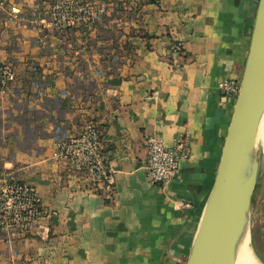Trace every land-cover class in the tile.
I'll use <instances>...</instances> for the list:
<instances>
[{"label":"crops","instance_id":"obj_1","mask_svg":"<svg viewBox=\"0 0 264 264\" xmlns=\"http://www.w3.org/2000/svg\"><path fill=\"white\" fill-rule=\"evenodd\" d=\"M119 1L137 17L118 32L131 31L132 47L90 83L86 75L108 63L90 50L99 45V36L90 38L96 29L76 31L68 46L51 52L41 47L38 24L0 23V62L11 64L19 80L13 93L0 92V168L34 185L53 212L40 225L44 232L11 243L0 234V264L186 262L235 102L219 84L241 77L257 5L107 0L108 14ZM32 7V0H13L9 10L28 15ZM174 41L182 44L180 58L169 53ZM91 115L114 177L110 197L101 188L92 192L83 174L56 155L58 127L74 134ZM153 135L167 145L178 137L189 143L179 176L164 185L145 176Z\"/></svg>","mask_w":264,"mask_h":264},{"label":"built area","instance_id":"obj_2","mask_svg":"<svg viewBox=\"0 0 264 264\" xmlns=\"http://www.w3.org/2000/svg\"><path fill=\"white\" fill-rule=\"evenodd\" d=\"M12 1L0 0V23L13 19L15 22L32 21L38 24L42 33L41 47L51 52H58L60 44L65 48L69 43L68 36L73 32L100 29L110 23L107 0H32L33 7L28 15H21L14 8L9 10ZM252 1L256 5L259 2ZM113 18L130 26L137 17L133 9L125 8L119 1ZM169 53L174 58L182 57L185 53L181 42L174 41ZM103 56H106L107 65L95 68L86 75L87 83L91 82L92 77H105L112 71L110 65L118 56L100 54V57ZM240 78L223 80L219 88L235 100L240 89ZM18 82L13 66L0 62V92L13 93ZM56 134L58 159L67 162L72 170L82 173L90 182L92 192L96 193L101 188L110 197L114 177L107 165L101 131L92 115L74 134L65 133L61 127H58ZM146 150L145 176L152 185H164L176 179L180 173V163L190 153L188 141L178 137L173 144L167 145L161 137L154 135L147 139ZM182 206L189 207V204ZM52 214L34 185L20 181L13 172L0 168V234L5 235L10 243L16 235L31 233L37 228L46 231V227L40 225Z\"/></svg>","mask_w":264,"mask_h":264},{"label":"water","instance_id":"obj_3","mask_svg":"<svg viewBox=\"0 0 264 264\" xmlns=\"http://www.w3.org/2000/svg\"><path fill=\"white\" fill-rule=\"evenodd\" d=\"M263 114L264 0H259L214 184L185 264H235L240 239L246 231L250 236L249 213L259 172L256 136Z\"/></svg>","mask_w":264,"mask_h":264},{"label":"rangeland","instance_id":"obj_4","mask_svg":"<svg viewBox=\"0 0 264 264\" xmlns=\"http://www.w3.org/2000/svg\"><path fill=\"white\" fill-rule=\"evenodd\" d=\"M109 20H113V22L107 24L106 27H102L100 29L97 27L95 28V32L94 29H92L95 36L92 35L90 38L95 39L99 36L100 39L99 45L96 47L89 44V46H91L90 50L104 55L116 54V56L121 57V55H123L128 48L132 47V40L129 37L131 31H127L126 34H119L118 32H123V27H120V23L123 21H114L113 15L111 14H109ZM112 23L119 24V26L114 27L112 26ZM77 32L79 33V31ZM73 33L68 36L69 42L74 36ZM85 36L88 38L87 34ZM249 229L252 249L258 258L261 257L264 259V159L263 161L260 160V170L257 184L252 197L249 213Z\"/></svg>","mask_w":264,"mask_h":264},{"label":"bare ground","instance_id":"obj_5","mask_svg":"<svg viewBox=\"0 0 264 264\" xmlns=\"http://www.w3.org/2000/svg\"><path fill=\"white\" fill-rule=\"evenodd\" d=\"M256 146L258 148L257 151H258L259 170H260V160L263 161L264 159V114L258 126V131L256 136ZM250 241L251 240L249 233L248 231H246L237 245L235 264H263L256 257Z\"/></svg>","mask_w":264,"mask_h":264},{"label":"trees","instance_id":"obj_6","mask_svg":"<svg viewBox=\"0 0 264 264\" xmlns=\"http://www.w3.org/2000/svg\"><path fill=\"white\" fill-rule=\"evenodd\" d=\"M147 2H149L148 0H147ZM259 260L264 264V259L263 258H259Z\"/></svg>","mask_w":264,"mask_h":264}]
</instances>
